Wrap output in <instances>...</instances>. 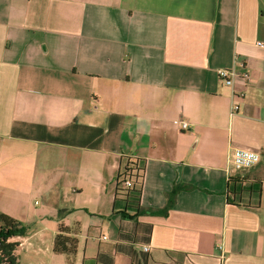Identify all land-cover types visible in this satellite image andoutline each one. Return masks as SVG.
<instances>
[{
	"label": "crops",
	"instance_id": "obj_1",
	"mask_svg": "<svg viewBox=\"0 0 264 264\" xmlns=\"http://www.w3.org/2000/svg\"><path fill=\"white\" fill-rule=\"evenodd\" d=\"M0 211L55 264H264V0H0Z\"/></svg>",
	"mask_w": 264,
	"mask_h": 264
},
{
	"label": "trees",
	"instance_id": "obj_2",
	"mask_svg": "<svg viewBox=\"0 0 264 264\" xmlns=\"http://www.w3.org/2000/svg\"><path fill=\"white\" fill-rule=\"evenodd\" d=\"M142 166L139 160L133 157H124L123 165L117 175V188L123 191V195L127 200L132 198L135 202L139 198ZM132 178L129 187H123L125 178ZM185 187L184 185L175 184L168 192L167 203L162 209L148 210L151 213L165 214L173 204V198L177 191ZM125 199V200H126ZM130 201V200H129ZM145 209H139L133 214L122 212V216L126 219H136L139 213L145 212ZM61 210L58 211L60 217ZM70 228L59 225L57 234L54 236L52 250L55 253L65 254L67 256L73 255L76 249V239L67 235ZM27 232V227L21 221L11 217L10 215L0 211V264H19L18 262V247L19 242L12 240L16 236H24Z\"/></svg>",
	"mask_w": 264,
	"mask_h": 264
},
{
	"label": "rangeland",
	"instance_id": "obj_3",
	"mask_svg": "<svg viewBox=\"0 0 264 264\" xmlns=\"http://www.w3.org/2000/svg\"><path fill=\"white\" fill-rule=\"evenodd\" d=\"M35 199L40 200L38 196L32 198V204ZM42 200V199H41ZM38 206L37 204H33ZM30 230L31 224L21 222ZM31 234V233H29ZM32 237L23 239L22 244L18 247V262L19 264H55L54 257L51 251V234L44 233L43 235H31ZM172 264H183V260L178 259Z\"/></svg>",
	"mask_w": 264,
	"mask_h": 264
},
{
	"label": "built area",
	"instance_id": "obj_4",
	"mask_svg": "<svg viewBox=\"0 0 264 264\" xmlns=\"http://www.w3.org/2000/svg\"><path fill=\"white\" fill-rule=\"evenodd\" d=\"M258 45H262L261 42H257ZM219 78L226 84L232 85L234 78V71L232 68H221L218 70ZM243 77L248 79L249 75L247 72L243 73ZM238 96H243V92H239ZM237 104H232L230 112L233 113L237 109ZM180 127L185 129L188 127V123L185 121L180 122ZM259 154L253 150L245 149V148H234L229 157V163L231 168L235 170L250 168L255 165L259 161ZM132 178L126 177L123 187H129L131 185ZM144 251H148V246L143 247Z\"/></svg>",
	"mask_w": 264,
	"mask_h": 264
}]
</instances>
